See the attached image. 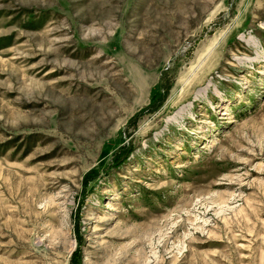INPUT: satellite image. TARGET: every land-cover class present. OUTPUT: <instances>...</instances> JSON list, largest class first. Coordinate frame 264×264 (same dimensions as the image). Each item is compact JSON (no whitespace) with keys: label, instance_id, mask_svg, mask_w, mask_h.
<instances>
[{"label":"rangeland","instance_id":"obj_1","mask_svg":"<svg viewBox=\"0 0 264 264\" xmlns=\"http://www.w3.org/2000/svg\"><path fill=\"white\" fill-rule=\"evenodd\" d=\"M0 264H264V0H0Z\"/></svg>","mask_w":264,"mask_h":264},{"label":"trees","instance_id":"obj_2","mask_svg":"<svg viewBox=\"0 0 264 264\" xmlns=\"http://www.w3.org/2000/svg\"><path fill=\"white\" fill-rule=\"evenodd\" d=\"M124 151H125V148H123V149L121 150V154L124 153ZM125 158H127V157L125 156Z\"/></svg>","mask_w":264,"mask_h":264}]
</instances>
